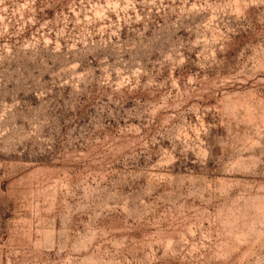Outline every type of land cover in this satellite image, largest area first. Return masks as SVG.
I'll list each match as a JSON object with an SVG mask.
<instances>
[{
	"label": "rangeland",
	"instance_id": "rangeland-1",
	"mask_svg": "<svg viewBox=\"0 0 264 264\" xmlns=\"http://www.w3.org/2000/svg\"><path fill=\"white\" fill-rule=\"evenodd\" d=\"M0 264H264V0H0Z\"/></svg>",
	"mask_w": 264,
	"mask_h": 264
}]
</instances>
